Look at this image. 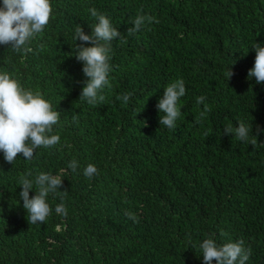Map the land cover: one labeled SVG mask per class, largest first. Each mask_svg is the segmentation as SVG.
<instances>
[{
    "label": "trees",
    "instance_id": "16d2710c",
    "mask_svg": "<svg viewBox=\"0 0 264 264\" xmlns=\"http://www.w3.org/2000/svg\"><path fill=\"white\" fill-rule=\"evenodd\" d=\"M51 4L31 52L0 45V72L49 100L60 136L31 160L18 154L9 163L0 153V264H203L199 243L209 236L242 239L251 250L247 264H264V84L248 77L252 46L264 43V0ZM93 7L120 37L110 45L111 87L90 105L79 99L86 77L73 34L77 26L91 33ZM139 15L153 20L130 33ZM178 78L186 93L169 129L157 104ZM239 120L252 125L256 145L223 133ZM89 163L98 169L91 178L83 174ZM61 170V189L48 196L52 211L30 224L19 178ZM61 195L66 214L55 212Z\"/></svg>",
    "mask_w": 264,
    "mask_h": 264
},
{
    "label": "clouds",
    "instance_id": "9594fccd",
    "mask_svg": "<svg viewBox=\"0 0 264 264\" xmlns=\"http://www.w3.org/2000/svg\"><path fill=\"white\" fill-rule=\"evenodd\" d=\"M89 11L91 16L96 18V23L90 25L91 33L85 32L82 26L75 28L73 49L76 59L83 62L82 71L86 77L79 99L94 105L104 101L103 89L111 87L110 45L120 37V32L106 14L94 7ZM51 14V0H0V45H8L17 52H31L32 48L28 45L37 34L44 31ZM152 20L151 16H137L129 32L140 31L145 23H151ZM77 40L81 43L76 44ZM252 49L255 50L256 56L248 77H254L256 83L264 84V43L257 42ZM225 75L228 80L232 77V67ZM185 93L183 78H178L165 87L157 104L160 114H164L160 115V125L169 129L175 128L181 115L178 101ZM130 95L124 94L123 99L127 101ZM202 101L203 96L197 97V104ZM204 109L205 111L200 113L201 119L208 110L206 104ZM58 120L59 113L53 110L52 104L41 92L24 88L9 72H0V153L4 161L14 163L18 154L25 160H31L37 149L56 145L60 141L59 134L54 133ZM260 130L258 129V132ZM223 133L252 145L257 142L256 139L250 138L252 125L245 120H239L235 128L226 125ZM68 168L75 172L78 161H69ZM63 171L56 174L40 171L35 176L28 172L19 178L17 184L22 186L19 201L23 202L30 224L43 223L49 216L52 209L48 196L49 193L57 194V189H61L66 177L62 174ZM97 172V166L93 163L87 164L83 169V174L89 178ZM33 189L35 194L30 195ZM60 199L61 203L56 205L55 212L66 214L62 202L63 195ZM199 249L203 264H247L251 255V250L244 246L242 239L218 243L209 236L199 243Z\"/></svg>",
    "mask_w": 264,
    "mask_h": 264
}]
</instances>
